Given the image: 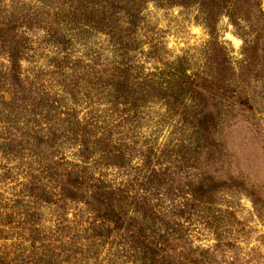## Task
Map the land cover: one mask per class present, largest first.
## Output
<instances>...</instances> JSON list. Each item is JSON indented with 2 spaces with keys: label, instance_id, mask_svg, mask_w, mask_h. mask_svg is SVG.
Returning a JSON list of instances; mask_svg holds the SVG:
<instances>
[{
  "label": "rangeland",
  "instance_id": "rangeland-1",
  "mask_svg": "<svg viewBox=\"0 0 264 264\" xmlns=\"http://www.w3.org/2000/svg\"><path fill=\"white\" fill-rule=\"evenodd\" d=\"M39 1L0 0L1 20L9 22L7 18L16 11V22L22 26L16 32L17 41L23 46L20 82L12 83L8 78L9 62L0 57V258L8 259L9 264L18 260L31 263L29 235L35 232L41 240L34 252L36 259H41L44 250L56 249L57 264H109L105 260L107 248L99 246V253L91 252L92 259L78 263L74 259L77 249L85 250L94 216L81 203L61 200L60 185L49 179L46 169L56 168L57 164V175L81 173L92 175L94 180L104 179L112 186L123 185L136 180L134 173L148 148L157 151L154 158L160 161L162 150L172 151L182 130L176 120L166 116V106L161 103L146 100L132 122L125 119L129 115L126 108L113 109L109 90L114 87L121 62L107 36L92 29L74 30L61 17L55 19L57 31L51 30L60 44L48 37L47 29H39L48 25L50 30L49 24L39 21L41 24L33 23L29 30L27 25L40 19L45 0ZM218 30L233 63L240 61L243 40L228 19H221ZM209 38L195 20V12L148 4L133 37L134 46L141 47L129 59L131 77L137 75L129 83L133 88H139L133 86L138 83L140 87L154 83L165 87L158 75L163 65L186 57L193 69L202 66ZM254 85L258 93L262 92L259 100L264 104V83ZM261 125V130L253 127L240 114L225 121L216 137L217 147L218 143L223 145L224 151L213 150L207 162L209 172L221 180L234 177L264 187V119ZM103 131L112 134L109 145L124 155L127 166L122 169L96 163L95 156L83 158L84 141L93 142L89 135L100 137ZM48 140L51 144H46ZM39 188L56 196L49 203L38 202V198L43 199L37 192ZM222 206L233 211L240 222L235 233L241 240V258L255 257V252L264 255V226L250 200L229 196ZM194 237L197 245H213L208 233ZM70 246L74 249L67 254ZM105 246L109 248V244Z\"/></svg>",
  "mask_w": 264,
  "mask_h": 264
},
{
  "label": "trees",
  "instance_id": "trees-1",
  "mask_svg": "<svg viewBox=\"0 0 264 264\" xmlns=\"http://www.w3.org/2000/svg\"><path fill=\"white\" fill-rule=\"evenodd\" d=\"M43 3L40 9L43 14L27 25L29 30L33 29V23L41 24L39 21L42 25L49 24L50 30L48 25L39 29H47L48 37L60 44L51 30L57 31L55 19L61 17L74 30L92 29L109 39L121 62L114 87L109 90V105L113 109L126 108L129 115L125 119L132 122L146 100L161 103L166 106V116L176 120L182 130L172 151L162 150L160 161L154 158L155 150L148 148L134 173L136 180L123 185L112 186L104 179L94 180L92 175L81 173L57 175L60 171L57 164L56 168L46 169L49 179L60 185L61 200L81 203L94 216L85 250L77 249L74 255L77 263L92 259L91 252L99 246L107 248L105 260L109 264L120 260L124 264H264V255L259 252L250 259L241 258V240L235 233L240 222L233 211L222 209L226 197L244 196L264 226V187L234 177L221 180L207 167L215 148L224 151L223 145L218 143L217 147L216 137L225 121L240 114L253 127L262 126L264 104L259 99L263 94L258 93L254 84L264 83V0H45ZM148 4L195 12V20L209 34L210 47L204 53L202 66L195 69L186 57L164 64L158 75L165 87L155 83L140 87L137 82L133 86L139 88H133L129 82L137 79V75L131 77L129 59L141 47L134 46L133 37ZM45 17L54 20L45 22ZM7 19L9 22L0 16V57L7 58L8 78L16 83L21 81L23 59V46L17 41L16 32L22 26L16 22V11ZM221 19H228L243 40L242 59L236 63L225 43L220 42ZM111 135L106 131L100 137L89 135L93 142L85 140L82 144L83 158L95 156V162L106 167L127 166L124 155L109 145ZM50 140L46 144H51ZM37 192L43 198H38V202L49 203L56 196L42 188ZM200 233H208L213 245H197L194 235ZM29 237L33 251L29 264L54 261L57 264L56 249L44 250L41 259H36L34 252L41 240L35 232ZM72 249L74 246H70L67 254ZM0 264H9V260L0 258ZM16 264L23 262L18 260Z\"/></svg>",
  "mask_w": 264,
  "mask_h": 264
}]
</instances>
